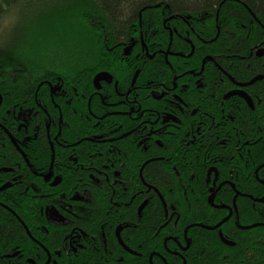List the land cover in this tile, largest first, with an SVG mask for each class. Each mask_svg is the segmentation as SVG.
Wrapping results in <instances>:
<instances>
[{
  "label": "flooded vegetation",
  "instance_id": "af4514ba",
  "mask_svg": "<svg viewBox=\"0 0 264 264\" xmlns=\"http://www.w3.org/2000/svg\"><path fill=\"white\" fill-rule=\"evenodd\" d=\"M154 7L161 8L160 5ZM165 7L168 8V4ZM141 13L139 20L143 18ZM162 19L178 25L185 22L194 31L190 21L196 19L180 14H163ZM174 31L170 29L172 36ZM130 46L126 56L125 51ZM121 47L125 57L136 52L133 76L120 78L110 71H102L100 73H107L108 78L96 85L94 77L87 93L74 89L75 105L67 98V92H60L45 81L39 89L42 88L46 98L51 97L53 106L38 104L39 97L35 94L37 104H31L26 113L34 112L41 119L34 122L36 119L27 117L18 122V127L14 123L13 131H6L13 140L17 133H28L23 141L17 142L27 148L22 151V158L7 162L0 159V213H8L19 221L25 238L8 248L0 247V264H65L75 259H87L86 264H128L131 260L143 264L144 260L149 264H160V261L189 264L192 238L188 237V232L193 227L217 229L223 244L228 245L225 240L233 244L228 246L236 245L220 228L232 221L238 226L241 214L238 195L249 198L251 218L264 214V196L243 195L233 184L257 178L258 172L264 169V126L256 130V123L264 120V99L253 89L261 78H232L208 55L197 62L198 48H192L190 54L170 49L164 52L156 45L137 47L134 38ZM255 55L262 57L264 50L259 49ZM145 57L153 60V65L166 66L168 75L145 73L144 66L151 63L145 62ZM162 57L165 62L160 61ZM216 73L227 75L230 82L226 83L221 75L216 77ZM69 103L74 115L65 108ZM43 118L46 120L44 130ZM75 121L85 123L78 127ZM43 131L53 152V158L45 163L34 156L38 151L36 141ZM2 147L6 145L0 140V149ZM128 150L143 181L145 166L162 163L172 168L175 179L181 184L180 190L163 191L158 187L153 190L163 205V217L156 228V246L151 249L139 235L123 239L126 230L138 227L135 223L125 221L114 229H108L106 223L95 229L89 227L95 206L90 187L94 192L98 188L105 190L106 195L111 192L118 195V191H128L125 180H136L135 173L128 169ZM4 155L0 150V157ZM186 179L205 181L204 198L213 209L226 214L220 223L208 228L200 223L187 224L182 218L184 204L190 208L193 200L202 202L198 199L200 193L184 184ZM119 185L121 189L117 188ZM228 196L233 197L231 205L227 202ZM148 198L138 205L137 221H142L153 196ZM122 204L129 207L128 202ZM20 213L27 220L24 221ZM261 216L264 219V215ZM182 224L186 226L183 236L176 235L171 229H179ZM259 225L264 226V221ZM112 229L119 248L116 254L109 244ZM168 230L170 234H166ZM162 237L163 252L161 243L157 244ZM96 242L100 243L102 251L89 256L90 246Z\"/></svg>",
  "mask_w": 264,
  "mask_h": 264
},
{
  "label": "trees",
  "instance_id": "16d2710c",
  "mask_svg": "<svg viewBox=\"0 0 264 264\" xmlns=\"http://www.w3.org/2000/svg\"><path fill=\"white\" fill-rule=\"evenodd\" d=\"M166 4L168 8L165 7ZM154 5H160L161 8H155ZM140 13L143 16L141 20L138 19ZM163 14H180L187 19H196L190 21L194 31L185 22L180 25L165 22ZM170 29H176L178 33L174 31L172 36ZM132 38L137 47L140 44L148 47L156 45L164 52L170 49L173 52L189 53L192 48H198L200 56L197 62L208 55L214 57L232 78H261L253 89L264 99V55H255L259 49L264 50V0H0V140L6 145V148L0 149L5 154L0 157L1 161H14L23 157L27 148L24 143L20 145L17 142L23 141L28 133H17L16 140H13L6 131H10L14 123L18 127V122L27 117L29 120L36 119L34 122H37L39 115L36 116L34 112L29 115L26 113L31 104H37L35 94L39 97L38 104L53 106L51 97L46 98L42 88L39 89L41 84L49 81L58 91L67 92V98L73 103L74 89L87 93L94 77L102 71H110L114 77L120 78L133 76L136 70L133 65L136 52L125 57L121 49V46L130 44ZM163 58L161 62H165ZM144 60L153 61L148 57ZM170 61L176 62V59ZM210 64L213 63L210 61ZM154 65L153 62L146 63L144 72L154 76L156 73L162 77L168 75L166 66ZM220 75L226 83L230 82L227 75L216 73V77ZM29 95L32 96L31 99ZM84 103L87 104V101ZM65 108L74 115L70 103ZM45 123L43 118L42 130L45 129ZM76 123L78 127H83L85 122ZM261 125L264 126V120L256 123V130ZM32 127L33 124L29 131ZM44 135L43 131L36 141L38 151L34 156L45 163L47 159L53 158V152ZM127 152L128 169L130 173H135L136 180H125L128 191H118V195L112 192L106 195L105 190L98 188L94 192L90 187L89 193L94 197L95 206L93 221L89 227L95 229L106 223L108 229H114L125 221L135 223L138 227L129 229V233L127 230L122 233L123 239L139 235L151 249L156 246V228L160 226L163 217V205L153 190L156 187L163 191L171 188L180 190L181 184L175 179L172 168L162 163L145 166L143 181L139 177L137 164L133 162L134 158H131L132 152ZM70 174L73 176L74 172ZM184 184L197 190L200 193L198 199L202 200H193L190 208L187 204L183 205L182 218L186 219L187 224L200 223L210 228L225 218L226 214L213 209L204 198L205 181L186 179ZM233 184L243 195L263 197L264 169L258 172L257 178L234 181ZM117 188L121 189L120 185ZM20 189L24 190V186ZM231 192L234 194L233 189ZM149 196L153 198L145 208V215L142 221H137L138 205ZM232 198L227 197L230 205ZM237 199L241 207L238 226L232 221V224H222L220 228L236 245L223 244L217 229L193 227L188 232V237L192 238L188 253L189 264H264V226L259 225L264 221L261 216L264 214L258 213L255 218H251L253 214L249 210V198L238 195ZM166 201L170 206L168 197ZM122 202H128L129 207H123ZM8 204L16 209L11 203ZM20 215L24 221L27 220L21 213ZM0 221L1 248H8L10 244L25 238L19 221L13 216L0 213ZM185 227L182 224L181 228L171 230L176 235L183 236ZM113 229L109 244L116 254L119 248ZM166 234H170L169 230ZM157 244H160L163 252V237ZM23 246L21 245L22 248ZM99 251L102 248L96 242L90 246L88 254H98ZM86 263L87 259L65 262ZM128 264L143 263L131 260ZM144 264H149V261L144 260ZM160 264L165 263L160 261Z\"/></svg>",
  "mask_w": 264,
  "mask_h": 264
},
{
  "label": "water",
  "instance_id": "95a60500",
  "mask_svg": "<svg viewBox=\"0 0 264 264\" xmlns=\"http://www.w3.org/2000/svg\"><path fill=\"white\" fill-rule=\"evenodd\" d=\"M130 50H131V46L128 49H126V51H125V55L126 56L129 55ZM108 76L109 75L107 73H99V74H97L96 77H95V83H96V85L99 84L100 81L106 80L108 78ZM223 241L226 244H228V245H233L231 242H227L225 240H223Z\"/></svg>",
  "mask_w": 264,
  "mask_h": 264
}]
</instances>
